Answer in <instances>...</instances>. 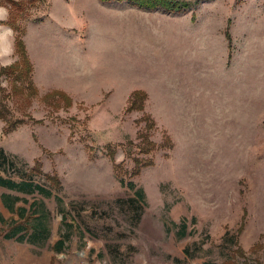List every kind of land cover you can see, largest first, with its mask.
Returning <instances> with one entry per match:
<instances>
[{
    "label": "rangeland",
    "instance_id": "1",
    "mask_svg": "<svg viewBox=\"0 0 264 264\" xmlns=\"http://www.w3.org/2000/svg\"><path fill=\"white\" fill-rule=\"evenodd\" d=\"M178 2L0 0L37 60L30 81L0 71V149L66 209L0 186V264H264V0ZM3 193L45 203V246L4 237Z\"/></svg>",
    "mask_w": 264,
    "mask_h": 264
},
{
    "label": "trees",
    "instance_id": "2",
    "mask_svg": "<svg viewBox=\"0 0 264 264\" xmlns=\"http://www.w3.org/2000/svg\"><path fill=\"white\" fill-rule=\"evenodd\" d=\"M5 1V0H4ZM13 2V0H8ZM103 1H113V0H103ZM115 1H124V0H115ZM129 3H132L139 8L147 11H156L163 10L166 12H177L182 10L181 6L179 7L178 0H125ZM15 13H10V17L6 24L10 25L16 33L15 41V54L18 57L16 62L7 67L1 68V74H7L8 76H15L17 79L20 78L23 74L27 75V80H31L32 66L29 61L24 40L22 38V31L15 24H13L12 15ZM17 17V14H15ZM2 24V22H0ZM4 24V23H3ZM26 80V81H27ZM62 93V96L66 97L71 104V99ZM135 97L137 99H143L140 103V107L143 108V101L145 99V92L136 91ZM135 99L132 98L133 104ZM136 108V105H133ZM137 106V108H140ZM0 170L3 173L9 174L14 172L20 175L19 180H15L10 176L2 177L0 176V186L6 188L10 191L16 193H22L26 195L40 194L46 199L54 198L57 201L59 210L61 213H66L65 205L61 197L53 193V188L51 186L42 185L34 181V171L29 173H22L20 169L17 168L15 160L11 158L3 149H0ZM54 183V182H53ZM123 183V182H122ZM127 186L133 191V196L127 199L119 198L116 200L118 206H126L129 211L133 212V223L135 226L141 221L144 207L146 204V194L142 187H137L134 182H128ZM22 201V198L18 195L3 193L1 195V202L3 206L14 216H17V220L12 218L8 222L2 218V222L7 224L8 231L4 235L7 239H12L21 243H29L35 246L43 247L45 246L50 237H51V213L46 208L43 201H35L29 206L20 205L19 202ZM64 218L66 215H63ZM176 225V224H175ZM177 226V225H176ZM179 230L177 232L178 238H185L188 234L186 232V225H178ZM71 231V230H70ZM70 233L66 236L60 238L56 245L55 251L61 253L64 250L65 244L70 240ZM189 253V249L185 251Z\"/></svg>",
    "mask_w": 264,
    "mask_h": 264
},
{
    "label": "crops",
    "instance_id": "3",
    "mask_svg": "<svg viewBox=\"0 0 264 264\" xmlns=\"http://www.w3.org/2000/svg\"><path fill=\"white\" fill-rule=\"evenodd\" d=\"M6 16H7L6 19H0V22H2V24H0V33H3L6 29L10 28L12 30V35L7 36L4 41L0 42V65H1V67H7V66H4V65L8 61H13L10 64V65H12L17 60L16 56H15L16 55L15 54L16 35H15V33H14V31H13V29L11 27H9L8 25L3 24V22H6L8 20L9 13L6 12ZM24 44H25V47H26V52H27L29 61H30L31 66H32L31 75L33 76L36 73L37 60L35 58L34 53L31 51L30 46L28 45V43H26L25 40H24ZM109 86H111V84H110L109 80L106 79V78L99 85V87L102 89V93L103 94L108 93L109 89H107V88ZM140 89H142V88H140ZM61 91H63V93L66 94L69 98L71 96H73L71 91L69 89H67V88L64 89V90L61 89Z\"/></svg>",
    "mask_w": 264,
    "mask_h": 264
},
{
    "label": "clouds",
    "instance_id": "4",
    "mask_svg": "<svg viewBox=\"0 0 264 264\" xmlns=\"http://www.w3.org/2000/svg\"><path fill=\"white\" fill-rule=\"evenodd\" d=\"M6 11L4 9H0V19H6ZM9 35H12V30L6 29L3 33H0V42L4 41L5 38ZM10 50V49H9ZM13 61H8L4 66H9Z\"/></svg>",
    "mask_w": 264,
    "mask_h": 264
}]
</instances>
